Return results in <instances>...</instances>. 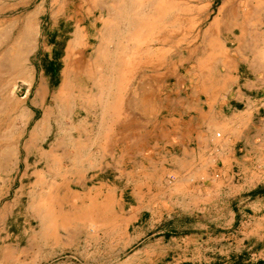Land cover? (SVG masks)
I'll list each match as a JSON object with an SVG mask.
<instances>
[{
    "label": "crops",
    "instance_id": "crops-1",
    "mask_svg": "<svg viewBox=\"0 0 264 264\" xmlns=\"http://www.w3.org/2000/svg\"><path fill=\"white\" fill-rule=\"evenodd\" d=\"M149 1L125 0V12L171 8L185 34L178 54L116 56L125 62L115 72L123 88L108 97L107 122L78 139L76 168L34 172L16 232L5 223L22 201H0V264H142L118 255L177 221L205 229L190 237L211 238L200 223L214 208L215 226L224 228L226 201L264 203V0ZM76 32L79 42L84 29L70 40ZM52 91L41 81L31 105L42 109Z\"/></svg>",
    "mask_w": 264,
    "mask_h": 264
},
{
    "label": "rangeland",
    "instance_id": "rangeland-1",
    "mask_svg": "<svg viewBox=\"0 0 264 264\" xmlns=\"http://www.w3.org/2000/svg\"><path fill=\"white\" fill-rule=\"evenodd\" d=\"M100 2L114 6L109 13L104 12L102 7L98 8ZM149 3L154 5L151 0ZM36 10L38 13L32 34L22 44L25 51V54L22 52V67L13 69L10 66L13 58L11 53L16 50L15 44L21 39L23 20ZM125 10V0H0V103L4 101L0 104V201H22L20 208L5 223L8 230L16 232L24 225L22 214L26 201H29L30 184L36 182L34 172H40L42 178L46 171L66 172L73 167V160L82 150L78 139L84 134L93 133L100 123L107 122L101 114L114 107L111 105L114 102L111 103L108 97L123 88L122 84L117 85L122 79L115 78L114 74L116 69L125 66V62L116 61V56L129 53L135 61L146 55L156 58L157 52H162L160 60H169L175 53L178 54V38L185 37V34L176 28L174 14L170 10L134 15L135 12ZM176 24L178 27L179 24ZM77 26L84 29L87 37L83 39V32L78 45L72 48L69 63L71 71L65 75L64 61L70 47L64 57L63 51ZM151 64L152 61L150 69L155 70ZM142 71L146 70L135 74L140 75ZM59 79L61 81L57 86ZM41 81L45 87L49 85L53 89L48 93L46 106L42 109L39 104L35 107L30 105L35 88ZM30 86L32 91L27 105L34 114L26 126L23 106L29 96L27 90ZM60 89L65 90L64 95L60 94ZM41 114L46 116V122L35 127ZM226 202L223 210L226 223L221 224L224 228L215 226L218 224L215 218L220 216L218 207L206 214L209 222L200 223L201 226L209 225L207 232L211 233V238L187 235L193 234L192 231L198 235L205 233V229L197 227L196 222L167 223L163 236L152 231L144 241L134 243L120 253L118 260L127 258L133 263L142 264L264 263V203ZM184 226L186 228H181ZM3 228L1 223L0 230ZM137 246L146 247L148 251L137 254Z\"/></svg>",
    "mask_w": 264,
    "mask_h": 264
},
{
    "label": "bare ground",
    "instance_id": "bare-ground-1",
    "mask_svg": "<svg viewBox=\"0 0 264 264\" xmlns=\"http://www.w3.org/2000/svg\"><path fill=\"white\" fill-rule=\"evenodd\" d=\"M105 1V0H104ZM112 1V0H111ZM150 2V1H149ZM148 2V3H149ZM149 5H150V3H149ZM119 7V6H118ZM112 9V8H111ZM110 9V10H111ZM115 9V8H114ZM139 10V9H138ZM37 13H38V10H36L35 12H33V13H31V14H29V15H27L25 18H24V20H23V23H22V35H20L21 36V39L18 41V42H16V50H14V52H12L11 54H12V56H13V58H12V60L10 61V66L14 69V68H19L22 64V62H23V53L25 54V51H24V48H23V45L22 44H24L25 43V41L26 40H28L29 38H30V36H31V34H32V31H33V25H34V19H35V16L37 15ZM109 13V12H108ZM134 14H136V13H133V15ZM112 15V14H111ZM128 15V14H127ZM150 15V14H149ZM166 15V14H165ZM136 16V15H135ZM146 16V15H145ZM144 16V17H145ZM109 17V16H108ZM107 17V18H108ZM121 17V16H120ZM124 17V16H123ZM147 18V17H146ZM128 21V20H127ZM119 22V21H118ZM143 22V21H142ZM125 23V22H124ZM128 23V22H127ZM140 23V22H139ZM114 24V23H113ZM120 24V23H119ZM118 24V25H119ZM110 25V24H109ZM130 26V25H129ZM91 27V26H90ZM109 27V26H108ZM132 27V26H131ZM21 28V27H20ZM120 28V27H119ZM136 28V27H135ZM135 28H134V30H135ZM2 29V28H1ZM126 29H129V28H126ZM122 31V30H121ZM123 32V31H122ZM130 32V31H129ZM37 33V32H36ZM114 33V32H113ZM35 34V33H34ZM131 34V33H130ZM19 35V34H18ZM122 35V34H121ZM124 35V34H123ZM74 39H72V40H70V44H69V49H68V56H67V58H66V60L64 61L65 62V67H64V74L65 75H67L68 73H69V71H71V68L69 67V63H70V56H71V51H72V48H74L75 47V45L77 44V41H78V33L76 32L75 34H74ZM100 37V36H99ZM102 37V36H101ZM100 37V38H101ZM114 37V36H113ZM72 38V37H71ZM115 38V37H114ZM131 38V37H130ZM129 38V39H130ZM5 39V38H4ZM116 39V38H115ZM149 40V39H148ZM31 41V40H30ZM28 42V41H27ZM142 42V41H141ZM83 43V42H82ZM29 44V43H28ZM132 44V43H131ZM14 45V44H13ZM78 45V44H77ZM103 45V44H102ZM120 46V45H119ZM122 46V45H121ZM120 46V47H121ZM124 46V45H123ZM129 46V45H128ZM30 48H31V46H30ZM124 48V47H123ZM131 48V47H130ZM71 49V50H70ZM103 50V49H102ZM110 50V49H109ZM114 50V49H113ZM8 51H10V50H8ZM87 51H88V49H87ZM90 51V50H89ZM88 51V52H89ZM120 51V50H119ZM6 52V51H5ZM23 52V53H22ZM118 52V51H117ZM120 52H122V51H120ZM123 53V52H122ZM106 54V53H105ZM116 54V53H115ZM125 54V53H124ZM127 54V53H126ZM4 55V54H3ZM83 55H85V54H83ZM109 55V54H108ZM112 55V54H111ZM78 56V55H77ZM110 56V55H109ZM123 56V55H122ZM144 56V55H143ZM7 57V56H6ZM146 57H148V56H146ZM0 58H1V56H0ZM7 58H9V57H7ZM26 58V57H25ZM113 58V57H112ZM143 58V57H142ZM5 59V58H4ZM92 60V59H91ZM97 60V59H96ZM6 63V62H5ZM123 63V62H122ZM74 64V63H73ZM111 65V64H110ZM98 66H99V64H98ZM140 66V65H139ZM3 67V66H2ZM22 67V66H21ZM107 67V66H106ZM147 67V66H146ZM9 68V67H8ZM10 69V68H9ZM25 69V68H24ZM119 69V68H118ZM147 69V68H146ZM179 69V68H178ZM18 70V69H17ZM101 70V69H100ZM117 70V69H116ZM20 71V70H19ZM121 71H123V70H121ZM129 71V70H128ZM11 72L12 71H10V74H11ZM115 72V71H114ZM19 73V72H18ZM123 73V72H122ZM121 73V74H122ZM130 73V72H129ZM33 74V73H32ZM99 74V73H98ZM12 75V74H11ZM31 75V74H30ZM115 75V74H114ZM124 75V74H123ZM3 76H5V75H3ZM32 76V75H31ZM30 76V77H31ZM34 76V75H33ZM25 77H26V75H25ZM28 77V76H27ZM61 77V76H60ZM110 77H113V76H110ZM126 77V76H125ZM7 78V77H6ZM29 78V77H28ZM27 78V79H28ZM122 78V77H121ZM19 79V78H18ZM23 79V78H22ZM31 79V78H30ZM146 79V78H145ZM8 80V79H7ZM98 80V79H97ZM96 80V81H97ZM123 80H124V78H123ZM11 81V80H10ZM103 81V80H102ZM63 82V81H62ZM124 82V81H123ZM106 83V82H105ZM99 84V83H98ZM104 85V84H103ZM121 86V85H120ZM32 89V88H31ZM30 89V90H31ZM27 90V89H26ZM48 90V89H47ZM53 90V89H52ZM63 91H65V90H63ZM61 89H60V94H62V95H64V92H63ZM0 94H1V92H0ZM59 94V93H58ZM26 95V94H25ZM25 95H24V97H25ZM54 96H56V95H54ZM4 97V96H3ZM58 97V96H57ZM15 98V97H14ZM13 98V99H14ZM72 98V97H71ZM57 99V98H56ZM89 99V98H88ZM93 99V98H92ZM7 100V99H6ZM24 100V99H23ZM8 101V100H7ZM100 101V100H99ZM2 102H4V101H2ZM1 102V103H2ZM40 102V101H39ZM90 102V101H89ZM0 103V104H1ZM13 103H14V101H13ZM96 103V102H95ZM5 104V103H4ZM7 104V103H6ZM22 104V103H21ZM20 104V105H21ZM46 104V103H45ZM85 104V103H84ZM93 104V103H92ZM99 104H100V102H99ZM104 104V103H103ZM106 104V103H105ZM25 105V104H24ZM30 105H31V103H30ZM91 105V104H90ZM5 106H7V105H5ZM9 106V105H8ZM11 106V105H10ZM13 106V105H12ZM15 106V105H14ZM26 106V105H25ZM41 106V105H40ZM44 106V105H43ZM84 106H87V105H84ZM3 107V106H2ZM107 107V106H106ZM6 108V107H5ZM24 108V107H23ZM68 108V107H67ZM108 108V107H107ZM54 110H55V108H53ZM19 110V109H18ZM31 110V109H30ZM51 110V109H50ZM57 110V109H56ZM105 110V109H104ZM131 110V109H130ZM90 111V110H89ZM27 112V111H26ZM54 112V111H53ZM69 112V111H68ZM72 112V111H71ZM10 113H11V111H10ZM17 113V112H16ZM33 113V112H32ZM93 113V112H92ZM28 114V113H27ZM57 114H59V113H57ZM69 114V113H68ZM84 114V113H83ZM13 115V114H12ZM50 115V114H49ZM55 115V114H54ZM80 115V114H79ZM14 116V115H13ZM16 116V115H15ZM19 116H20V114H19ZM45 116V115H44ZM48 116V115H47ZM59 116H60V114H59ZM17 117V116H16ZM21 117V116H20ZM30 117V116H29ZM42 117H43V115H42ZM46 117V116H45ZM28 118V117H27ZM6 119V118H5ZM40 119H42V118H40ZM39 119V120H40ZM73 119H75V118H73ZM16 120V119H15ZM23 120V119H22ZM2 121V120H1ZM13 121V120H12ZM84 121V120H83ZM16 122V121H15ZM19 122V121H18ZM22 122V121H21ZM46 122V121H45ZM20 123V122H19ZM26 123V122H25ZM37 123V122H36ZM59 123V122H58ZM39 124V123H38ZM61 124V123H60ZM69 124V123H68ZM74 124V123H73ZM79 124H80V122H79ZM85 124V123H84ZM15 125V124H14ZM23 125V124H22ZM28 125V124H27ZM11 126V125H10ZM17 126V125H16ZM86 126V125H85ZM2 127V126H1ZM0 127V128H1ZM15 127V126H14ZM20 127V126H19ZM23 127H24V125H23ZM53 127H54V125H53ZM39 128V127H38ZM67 128V127H66ZM77 128V127H76ZM21 129V128H20ZM6 130V129H5ZM22 130V129H21ZM21 130H20V132H21ZM36 130V129H35ZM19 131V130H18ZM69 131V130H68ZM82 131V130H81ZM15 132V131H14ZM49 132V131H48ZM63 132V131H62ZM67 132V131H66ZM6 133V132H5ZM90 133V132H89ZM21 134V133H20ZM20 134H18V135H20ZM36 134V133H35ZM71 134V133H70ZM88 134V133H87ZM17 135V136H18ZM40 135V134H39ZM65 136V135H64ZM28 137H29V134H28ZM12 138V137H11ZM5 139V138H4ZM8 142H9V140H7ZM15 141H17V140H15ZM59 141V140H58ZM65 141V140H64ZM77 141V140H76ZM36 142V141H35ZM12 143H13V141H12ZM2 144V143H1ZM0 144V145H1ZM2 146V145H1ZM13 146V145H12ZM11 146V147H12ZM77 146V145H76ZM4 147V146H3ZM14 148V147H13ZM43 148V147H42ZM34 149V148H33ZM1 150V149H0ZM24 150V149H23ZM2 151V150H1ZM7 151V150H6ZM10 151V150H9ZM11 151H12V149H11ZM47 151V150H46ZM44 152H45V150H44ZM10 153V152H9ZM42 153V152H41ZM8 155V154H7ZM6 155V156H7ZM12 155V154H11ZM11 155H10V158H12L11 157ZM3 156V155H2ZM47 156V155H46ZM53 156V155H52ZM3 157H5V155L3 156ZM66 157V156H65ZM64 158V157H63ZM62 158V159H63ZM5 160V159H4ZM36 161V160H35ZM48 169V168H47Z\"/></svg>",
    "mask_w": 264,
    "mask_h": 264
}]
</instances>
